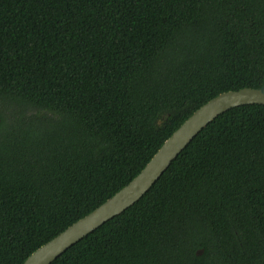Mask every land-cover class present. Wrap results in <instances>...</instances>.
Returning <instances> with one entry per match:
<instances>
[{"label": "trees", "instance_id": "obj_1", "mask_svg": "<svg viewBox=\"0 0 264 264\" xmlns=\"http://www.w3.org/2000/svg\"><path fill=\"white\" fill-rule=\"evenodd\" d=\"M263 83L264 0H0V264L109 199L208 100ZM50 264H264V106L217 116Z\"/></svg>", "mask_w": 264, "mask_h": 264}, {"label": "water", "instance_id": "obj_2", "mask_svg": "<svg viewBox=\"0 0 264 264\" xmlns=\"http://www.w3.org/2000/svg\"><path fill=\"white\" fill-rule=\"evenodd\" d=\"M243 105L264 106V83L220 93L196 109L159 147L142 170L97 208L31 253L22 264H50L72 245L138 201L190 141L217 116ZM202 253L198 250L196 255Z\"/></svg>", "mask_w": 264, "mask_h": 264}]
</instances>
